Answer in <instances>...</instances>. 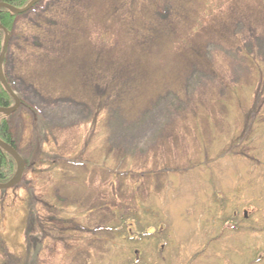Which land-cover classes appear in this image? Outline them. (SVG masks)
Instances as JSON below:
<instances>
[{"label":"rangeland","instance_id":"374dc122","mask_svg":"<svg viewBox=\"0 0 264 264\" xmlns=\"http://www.w3.org/2000/svg\"><path fill=\"white\" fill-rule=\"evenodd\" d=\"M154 1L15 14L0 264H264V0Z\"/></svg>","mask_w":264,"mask_h":264},{"label":"trees","instance_id":"16d2710c","mask_svg":"<svg viewBox=\"0 0 264 264\" xmlns=\"http://www.w3.org/2000/svg\"><path fill=\"white\" fill-rule=\"evenodd\" d=\"M31 0H0L10 4L15 8H24ZM182 0H177V2ZM155 12L163 17L164 12H160L161 0L154 1ZM183 5V4H182ZM16 17L11 11L0 8V23L7 29V34L12 29L14 18ZM6 38L5 31L0 30V57L3 54L4 40ZM13 97L7 92L0 81V107H11L14 105ZM9 116L0 114V139L11 144L16 150H18L16 143L13 139L12 130L9 124ZM17 165L15 160L4 150L0 148V183H6L10 181L16 174Z\"/></svg>","mask_w":264,"mask_h":264},{"label":"water","instance_id":"95a60500","mask_svg":"<svg viewBox=\"0 0 264 264\" xmlns=\"http://www.w3.org/2000/svg\"><path fill=\"white\" fill-rule=\"evenodd\" d=\"M39 0H32L25 8L19 9L11 6L10 4L0 2V8L7 9L11 11L13 14H21L27 10H29L33 5H35ZM0 30H4L6 33V38L4 42V47H3V54L0 57V81L4 88L7 90V92L13 97L15 104L11 107H0V114L4 115H10L12 112H14L18 106L20 105V99L17 97V95L13 92V90L10 88L9 84L7 83L4 75V69H3V62H4V51L6 48V41H7V29H5L1 23H0ZM0 148L4 150L6 153H8L16 162L17 164V171L15 176L8 182L6 183H0V189H9L14 187L16 184H18L23 176V173L25 172V161L21 157V155L15 150V148L0 139Z\"/></svg>","mask_w":264,"mask_h":264},{"label":"flooded vegetation","instance_id":"af4514ba","mask_svg":"<svg viewBox=\"0 0 264 264\" xmlns=\"http://www.w3.org/2000/svg\"><path fill=\"white\" fill-rule=\"evenodd\" d=\"M16 150V149H15ZM237 215V212H234V216H236Z\"/></svg>","mask_w":264,"mask_h":264}]
</instances>
